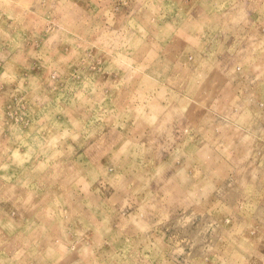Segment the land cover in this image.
Here are the masks:
<instances>
[{"label": "rangeland", "instance_id": "obj_1", "mask_svg": "<svg viewBox=\"0 0 264 264\" xmlns=\"http://www.w3.org/2000/svg\"><path fill=\"white\" fill-rule=\"evenodd\" d=\"M0 264H264V0H0Z\"/></svg>", "mask_w": 264, "mask_h": 264}, {"label": "bare ground", "instance_id": "obj_2", "mask_svg": "<svg viewBox=\"0 0 264 264\" xmlns=\"http://www.w3.org/2000/svg\"><path fill=\"white\" fill-rule=\"evenodd\" d=\"M42 101V100H41Z\"/></svg>", "mask_w": 264, "mask_h": 264}]
</instances>
